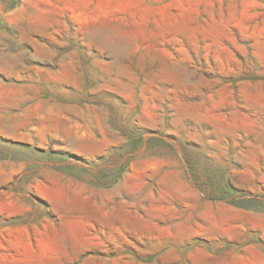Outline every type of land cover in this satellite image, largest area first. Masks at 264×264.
Masks as SVG:
<instances>
[{"label": "rangeland", "instance_id": "rangeland-1", "mask_svg": "<svg viewBox=\"0 0 264 264\" xmlns=\"http://www.w3.org/2000/svg\"><path fill=\"white\" fill-rule=\"evenodd\" d=\"M0 196V264H264V0H0Z\"/></svg>", "mask_w": 264, "mask_h": 264}, {"label": "crops", "instance_id": "crops-1", "mask_svg": "<svg viewBox=\"0 0 264 264\" xmlns=\"http://www.w3.org/2000/svg\"><path fill=\"white\" fill-rule=\"evenodd\" d=\"M1 197V196H0ZM0 214L4 212V206L2 205V201L0 200ZM3 206V207H2ZM14 209L16 205H12ZM108 205H106L107 208ZM96 214L95 216H84V236H87L90 242H98L103 245L107 243H114L116 241L117 234L112 231L113 227L117 229V225H113L112 223H108L106 225H97V219L101 218L104 220L112 219L113 214L111 211L106 210L104 213L100 215ZM11 216V215H10Z\"/></svg>", "mask_w": 264, "mask_h": 264}]
</instances>
